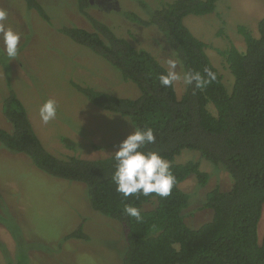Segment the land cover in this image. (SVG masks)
<instances>
[{"label":"rangeland","instance_id":"obj_1","mask_svg":"<svg viewBox=\"0 0 264 264\" xmlns=\"http://www.w3.org/2000/svg\"><path fill=\"white\" fill-rule=\"evenodd\" d=\"M172 1L86 0V10L135 47L151 52L166 68L168 59L177 60L180 78L174 86L181 99L188 72L162 29L149 22L156 10ZM39 2L48 18L26 0H0V9L7 11L5 27L22 34L17 57L0 54V127L14 130L3 107L13 91L24 104L43 146L58 158L112 156L110 153L136 125L130 116L95 105L80 88L132 99L140 96V90L103 55L63 32V28L73 26L93 30L79 10L82 0ZM263 16L264 0H218L213 12L188 14L183 19L193 34L207 43L206 52L229 93L234 76L218 49L235 44L245 51L238 26L245 25L258 36ZM48 99L56 101L57 116L45 124L39 109ZM209 108L216 113L213 104ZM190 160L199 161L200 169L209 174L204 185L195 173L179 183L190 196L182 215L187 225L196 229L214 215L205 205L208 192L215 187L227 191L234 180L224 165L207 159L197 149L185 148L175 157L176 163ZM152 207L151 202L142 206L145 210ZM80 226L86 237L69 236ZM258 233L262 238L264 204ZM126 250L124 225L92 206L89 184L50 174L28 154L9 149L0 141V264H9L8 256L14 264H123Z\"/></svg>","mask_w":264,"mask_h":264},{"label":"trees","instance_id":"obj_2","mask_svg":"<svg viewBox=\"0 0 264 264\" xmlns=\"http://www.w3.org/2000/svg\"><path fill=\"white\" fill-rule=\"evenodd\" d=\"M26 1L48 18L39 0ZM217 1L174 0L156 10L149 21L162 29L187 72H199L207 79L204 70L209 68L216 75L203 88H197L195 82L188 84L181 99L174 82L167 87L160 84L159 76L167 68L151 52L135 47L89 14L86 0H82L79 10L88 17L93 30L82 26L63 28L138 86L141 94L134 99L90 87L80 89L95 105L130 116L137 128L153 129L156 142L145 145V149L157 151L168 160L176 178L167 197L134 194L125 199L112 180L113 155L96 160L58 158L43 146L15 92L11 91L3 105L14 130L0 127L2 144L28 154L50 174L89 184L92 206L124 225L127 250L123 264H264V234L260 238L258 233L264 204V16L258 23V36L245 25L238 26L245 51L235 44L218 49L234 76L229 93L206 52L207 43L183 21L188 14L213 12ZM209 104L214 105L216 113ZM185 148L197 149L207 159L224 165L234 180L227 191L215 187L208 192L205 205L214 210V215L196 229L189 227L182 215L190 196L179 183L195 173L204 185L209 174L200 169L199 161L175 162ZM146 202L153 207L143 209ZM125 204L138 207L142 219L125 214ZM69 236L86 237L82 226ZM8 260L14 264L10 256Z\"/></svg>","mask_w":264,"mask_h":264},{"label":"clouds","instance_id":"obj_3","mask_svg":"<svg viewBox=\"0 0 264 264\" xmlns=\"http://www.w3.org/2000/svg\"><path fill=\"white\" fill-rule=\"evenodd\" d=\"M6 19L7 11L0 9V54L15 58L18 55L22 34L12 27H5ZM166 64V72L160 74L159 81L161 85L167 87L180 77L176 71L177 60L170 58ZM204 71L207 79L199 72L185 73V83L190 85L195 82L197 88H203L216 79V75L211 69L205 68ZM39 115L45 124L54 120L57 116L56 101L46 100L39 109ZM155 142L156 136L152 128L140 129L134 126V131L120 141L116 150L110 153L115 160L112 180L116 185V191L125 199L134 194L144 196L156 194L160 197H167L171 194L176 178L171 171L170 162L159 152L145 149V145ZM123 210L125 214L135 217L138 221L142 219L138 207L125 204Z\"/></svg>","mask_w":264,"mask_h":264}]
</instances>
